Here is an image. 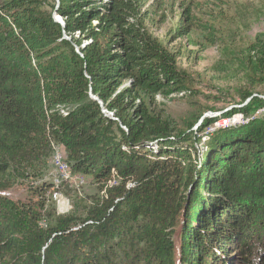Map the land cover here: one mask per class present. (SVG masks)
I'll use <instances>...</instances> for the list:
<instances>
[{
  "label": "trees",
  "instance_id": "trees-1",
  "mask_svg": "<svg viewBox=\"0 0 264 264\" xmlns=\"http://www.w3.org/2000/svg\"><path fill=\"white\" fill-rule=\"evenodd\" d=\"M43 2L0 0V193L35 178L52 144L72 174L120 183L79 229L45 210L51 183L30 187L27 203L0 194V264H264L261 94L246 92L249 104L203 123L200 133L247 119L205 133L196 165L184 146L193 133L149 106L190 92L192 79L148 33L141 1L58 0L51 13ZM247 52L249 79L264 83V35ZM61 245L80 254L60 255Z\"/></svg>",
  "mask_w": 264,
  "mask_h": 264
},
{
  "label": "rangeland",
  "instance_id": "rangeland-1",
  "mask_svg": "<svg viewBox=\"0 0 264 264\" xmlns=\"http://www.w3.org/2000/svg\"><path fill=\"white\" fill-rule=\"evenodd\" d=\"M140 1L142 12L147 15L145 27L148 33L176 55L177 66L188 72L192 79L190 92L169 97L156 95L149 106L154 114L167 118L177 131L193 133L192 138L196 140L184 146L190 147L192 158L198 165L207 153L205 133L247 121L243 115L236 114L214 121L200 133L199 129L205 121L220 116L203 115L221 111L229 113L246 106L251 98L242 103L240 99L246 92L261 94L260 97L264 98V83L258 78L250 80L246 67L248 48L257 37L264 35V0ZM43 4L42 10L51 13L54 1L44 0ZM143 99L149 102L146 97ZM254 116L264 119V110L256 112ZM51 147L50 157L42 161L41 171L35 178L19 182L16 187L0 194L10 202L27 203L29 198L35 200L30 187L37 188L43 182L53 184L55 176L60 179L51 158L56 152L61 153L64 159L66 156L61 146L52 144ZM72 178L70 183L66 182L59 188L61 204L57 205L51 200L53 187L45 194L46 199L49 197L45 210L53 209L55 216L71 217L76 222L74 228L79 229L89 220V213L93 209L102 208L107 198L116 196L115 190L120 182L118 179L104 184L80 174H73ZM127 187L130 188V185ZM47 224L48 220L43 218L39 226L44 229ZM60 248V255L74 257L80 254L75 246L67 249L61 245ZM136 263L143 264L135 259L133 264Z\"/></svg>",
  "mask_w": 264,
  "mask_h": 264
},
{
  "label": "bare ground",
  "instance_id": "bare-ground-1",
  "mask_svg": "<svg viewBox=\"0 0 264 264\" xmlns=\"http://www.w3.org/2000/svg\"><path fill=\"white\" fill-rule=\"evenodd\" d=\"M56 153H58V157H53V159H52L53 166H60V157H61V168L63 169L64 173L72 174L70 166L68 165V163H66V161L62 157L61 153H59V152H56ZM56 175L58 178H60V174H56ZM52 186H53L54 190H52V192H51V200H53L57 205H59L62 202V197H57V191L60 188V179H57L56 176H55V179L53 180Z\"/></svg>",
  "mask_w": 264,
  "mask_h": 264
},
{
  "label": "water",
  "instance_id": "water-1",
  "mask_svg": "<svg viewBox=\"0 0 264 264\" xmlns=\"http://www.w3.org/2000/svg\"><path fill=\"white\" fill-rule=\"evenodd\" d=\"M54 2H55V10L57 9V7H58V0H54ZM53 19H54V21L55 22H57L58 24H60L62 27H64V23L56 16V14H55V11H54V15H53ZM63 37H64V39H66V40H70L67 36H65V34H63ZM75 51L82 57V55L78 52V49L77 48H75ZM255 96V95H254ZM90 97H91V99H93L94 101H96L97 103H98V105H99V107L101 108V111H102V113L104 114V116H106V117H108L109 119H112V120H116L115 118H114V116H113V113H111V112H108L107 110H105L104 108H103V105H102V103L100 102V100L96 97V96H93L91 93H90ZM250 99V98H249ZM248 101V100H247ZM246 101V102H247ZM225 111H221V112H217V113H213V114H210V113H207V114H205V115H203V117H210V116H219V115H221V114H223ZM201 119H203V118H201ZM199 123H200V121L198 122V124L197 125H199Z\"/></svg>",
  "mask_w": 264,
  "mask_h": 264
},
{
  "label": "built area",
  "instance_id": "built-area-1",
  "mask_svg": "<svg viewBox=\"0 0 264 264\" xmlns=\"http://www.w3.org/2000/svg\"><path fill=\"white\" fill-rule=\"evenodd\" d=\"M53 157H58V153H53L51 159H53ZM53 167L55 168L56 174H60V189L64 183L71 182L74 179L72 178L73 174L64 173L63 169L61 168V157H60V166H53ZM57 197H61V193L59 192V190L57 191Z\"/></svg>",
  "mask_w": 264,
  "mask_h": 264
}]
</instances>
